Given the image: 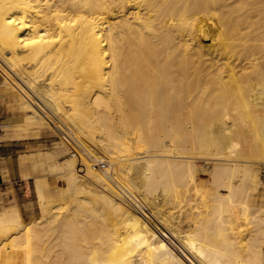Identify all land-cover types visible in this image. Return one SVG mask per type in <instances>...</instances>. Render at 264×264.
Returning a JSON list of instances; mask_svg holds the SVG:
<instances>
[{"label":"bare ground","instance_id":"1","mask_svg":"<svg viewBox=\"0 0 264 264\" xmlns=\"http://www.w3.org/2000/svg\"><path fill=\"white\" fill-rule=\"evenodd\" d=\"M0 63L74 139L19 155L41 216L0 211V264H264V0H0Z\"/></svg>","mask_w":264,"mask_h":264},{"label":"rangeland","instance_id":"2","mask_svg":"<svg viewBox=\"0 0 264 264\" xmlns=\"http://www.w3.org/2000/svg\"><path fill=\"white\" fill-rule=\"evenodd\" d=\"M134 12H137L138 9L132 10ZM210 42L209 39L205 40V43ZM224 62V60H221L220 63ZM6 75H8V77L12 80V84H8L6 80ZM13 77V78H12ZM16 75H11L10 73H8L7 69L3 66L2 63H0V90L7 94V96L9 97L10 103L11 104V109H13L14 111L18 112V117L16 118L17 120H20V129L22 132V136L20 139H32V140H28L27 142V149L23 152H21L20 154H29L32 155L35 152V148L42 146L44 147V149H53L56 148L58 146V142L61 139L60 137V133L61 134H66L71 140L73 138H71L70 135H68L67 130L65 128H62L60 126V122L57 119L56 121H54V124L52 123V126H40L36 124V121L33 119V111L32 109H28V108H23L20 105L19 108V104L17 103L18 101H22L23 97L18 98L16 95L18 94L17 88L13 85V84H19L18 79H16ZM5 79V80H4ZM15 80V81H14ZM3 81V82H2ZM17 81V82H16ZM18 108L20 109H17ZM38 111H35V113ZM38 114V113H36ZM57 121L59 122L57 124ZM56 122V123H55ZM53 126H58L57 128L59 129V131L57 129H55V127ZM62 129V130H61ZM74 141V139L72 140ZM38 144V146H37ZM81 148V147H80ZM83 151V148H81ZM87 153V156L90 158V161L92 163V165L94 167H96L98 169V171L107 179L109 180L111 183L113 182V179L111 177V166L117 165V163H119V160H111V161H100L99 159H94L91 157V152L90 151H84V154ZM19 154V155H20ZM93 154V153H92ZM59 159L63 158V156L61 154L57 155ZM202 157V158H201ZM200 158H194L197 163H201L203 165V163H209L211 162V160H214L215 158L213 157H207L206 156H201ZM213 158V159H212ZM42 176L46 179H48V181L50 182V188L48 191V194L55 198L58 196V191L57 188H64L67 186V182L66 179H64L60 174V176L58 174H54L50 171H44L43 173H41ZM207 173L202 172L200 174L201 177L205 178ZM261 174H262V179L264 181V164H261ZM57 175V176H56ZM58 179V180H56ZM57 183V185H55ZM115 185V184H114ZM57 187V188H56ZM119 188V187H118ZM120 192L123 194L122 198H124V200L129 204L130 206H133L136 210H139V213H143L144 217H148L147 219L150 220V222L152 224H154L155 222L153 220H151V217L147 215V213H145V211L141 208H139L138 206V202L136 198H133L134 200H132V198H130L131 196L129 194H127L126 192L124 193V190H120ZM125 195V197H124ZM127 195H129L130 197H126ZM127 198V199H126ZM129 199V200H128ZM132 205H131V202ZM135 201V202H134ZM137 202V204H136ZM8 205H16L19 208L20 211V216L23 222H27L29 221L31 218L33 217H38L41 216V204H40V200H39V196H38V191H37V182H36V177L33 175L30 176H26L23 178L22 181H17L14 183H10L6 186H1L0 187V211ZM137 207V208H136ZM143 211V212H142ZM146 215H145V214ZM173 210H170L167 212V215L170 217H174L175 215ZM173 245V244H172Z\"/></svg>","mask_w":264,"mask_h":264},{"label":"crops","instance_id":"3","mask_svg":"<svg viewBox=\"0 0 264 264\" xmlns=\"http://www.w3.org/2000/svg\"><path fill=\"white\" fill-rule=\"evenodd\" d=\"M17 103L20 108L21 102L17 100ZM11 104L7 94L0 90V187L23 180L18 157L27 149L26 141L32 140L20 139L18 112L11 109Z\"/></svg>","mask_w":264,"mask_h":264}]
</instances>
